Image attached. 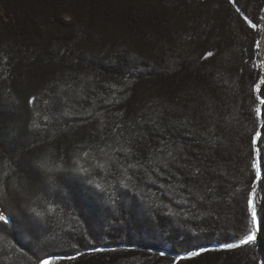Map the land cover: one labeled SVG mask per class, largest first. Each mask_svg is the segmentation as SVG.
Wrapping results in <instances>:
<instances>
[{"label": "trees", "instance_id": "trees-1", "mask_svg": "<svg viewBox=\"0 0 264 264\" xmlns=\"http://www.w3.org/2000/svg\"><path fill=\"white\" fill-rule=\"evenodd\" d=\"M261 17L264 0H0V208L15 213L29 205L42 211L45 199L53 206L59 202L44 234L57 241L44 235L22 240L19 228L0 232V264H35L26 244L41 256L84 253L60 264H259ZM33 96L36 102L28 103ZM22 100L28 122L17 140ZM33 120L41 127L34 128ZM257 147L259 181L253 167ZM46 149L57 163L79 157L92 178L105 184L115 164H136L128 169L129 188L116 191L120 214L113 215L83 179L74 181L67 207L60 196L43 191L32 160ZM119 149L131 151L126 158ZM105 160L107 180L93 167ZM253 190L261 225L256 244L177 259L246 234ZM161 203L180 214L155 207ZM145 204L155 219L148 211L141 215ZM65 212L80 216L83 225L76 227ZM9 242L27 257L13 254Z\"/></svg>", "mask_w": 264, "mask_h": 264}, {"label": "snow or ice", "instance_id": "snow-or-ice-1", "mask_svg": "<svg viewBox=\"0 0 264 264\" xmlns=\"http://www.w3.org/2000/svg\"><path fill=\"white\" fill-rule=\"evenodd\" d=\"M237 11H239V8H237ZM245 21L249 24V26L253 29H257V24L253 23L251 20H249L246 16L244 17ZM262 20H264V17H261ZM260 43L259 41H256V47L259 48ZM208 55H212L211 52L208 53ZM260 84H264V79L260 80ZM260 84H257L255 86V91L260 92ZM36 102V97H31L30 100H28V103L34 104ZM47 103V101L45 102ZM260 103L264 104V98L260 99ZM256 114L258 116L262 115L261 109L256 108L255 109ZM64 115H67V113H63ZM40 114L37 113V116ZM44 121L49 120V117L45 115L43 117ZM34 128H40V123L36 122V120L32 121ZM47 125H45L46 127ZM119 127V126H118ZM12 130L10 129V132ZM17 140L23 139V133L15 134ZM260 138V133L256 134V139ZM256 140H253V143H255ZM0 143H3V137L0 136ZM103 152L104 150L101 149ZM119 151H122L125 153L126 158L128 154L130 153V149H119ZM257 152V160L254 162L253 167L256 171V180L259 181L261 178V165H260V159H259V148L256 149ZM84 157H88L89 153L87 151L84 152ZM107 155V153H105ZM171 155V153H169ZM62 162L57 163L52 159V153L51 149H46L45 151L37 154V157L32 160V164L34 166V171L36 173V180L35 183L42 188L43 191L48 193L49 196L58 195L60 196V200L65 204V206H69L72 203V195H71V189L73 186V183L76 179H83L85 183L88 185L93 186V190L97 196L98 199L102 200L105 205L108 207V209L111 211L113 215H119L121 211V203L117 198L116 191L117 189H128L129 183L126 182L128 180L132 179V176L128 175V169L132 168L135 169L137 167L136 164H128L127 167H125L123 164H115V172L111 173V181L105 183L98 182L94 178H92V169L84 167L80 163L79 157H69L68 160H63L61 158ZM67 165V166H65ZM93 167L97 169L96 172L97 175H102L105 180H107L108 173L110 170V164L108 160H105L104 163L94 162ZM142 168L143 165H140ZM145 171H147L145 169ZM199 171V170H197ZM6 175V173H5ZM135 175V173H133ZM211 190V189H209ZM141 201H144V197H140ZM255 199V191L253 190L251 193V196L247 200V210L251 214V228L246 231V234H244L242 237H240L238 240H234L232 242L225 241L223 243L219 244L218 248H208V247H200L198 250H192L187 253L186 256H178L177 259H190L193 257H196L200 255L202 252L206 251H230L237 248H240L242 246H250L257 243L258 236L257 233L261 231V225L260 220L258 219L257 215V209L254 203ZM183 204H187V200L182 201ZM181 201H177V204H180ZM43 210L39 211L37 210V207H31L29 205H24L20 208L18 212L11 213L8 211V209L0 208V232H8L14 228H19L21 232L24 234L22 236L23 239L28 240H35L39 241L41 236L44 235L49 231L47 228V224L49 223V216L51 214H56L57 208L59 207V202H57L56 206H53L52 202L48 199H45L43 201ZM131 207V205H129ZM156 208H162L166 210L167 212L171 213V207L168 204H158L155 206ZM151 205H144V209L141 211V215H143L144 211H148L150 215H153L151 212ZM63 211V209L61 210ZM84 213L81 212V215ZM172 215H179L180 213H171ZM65 216L69 217L70 221L74 220L76 221V227H79L83 225L84 221L80 219V216L78 215H72L70 213L65 212ZM62 217L59 215L56 216L57 221H59ZM88 218V217H86ZM153 219H155V216L153 215ZM75 230V228H73ZM87 229H85L86 231ZM30 234V235H29ZM44 239L46 241L55 242L57 241V236H47L44 235ZM28 247V250L32 252V254L36 257L35 264H60L62 261H74L77 260L81 255H83V252L76 251L74 254L71 252H47L44 256L39 255L38 251L34 249L31 245H25ZM49 247L54 246L53 244H49ZM74 248H78L77 245H73ZM9 248L14 250L15 252L23 253L25 257H27V253L24 251V248H18L16 244H13L12 242H9ZM93 251H103V249L94 248ZM166 253L161 251L159 253L160 256H164ZM259 264H264V259H262Z\"/></svg>", "mask_w": 264, "mask_h": 264}, {"label": "rangeland", "instance_id": "rangeland-1", "mask_svg": "<svg viewBox=\"0 0 264 264\" xmlns=\"http://www.w3.org/2000/svg\"><path fill=\"white\" fill-rule=\"evenodd\" d=\"M261 50H262V48H261ZM18 107L20 108V110L18 111V116H17L15 124L17 125L18 130L21 133V131L24 132L26 130V127H27L28 118H27L26 112L28 110H27L23 100L19 103Z\"/></svg>", "mask_w": 264, "mask_h": 264}, {"label": "water", "instance_id": "water-1", "mask_svg": "<svg viewBox=\"0 0 264 264\" xmlns=\"http://www.w3.org/2000/svg\"><path fill=\"white\" fill-rule=\"evenodd\" d=\"M263 39H262V61H263V63H264V24H263ZM263 79H264V76H263ZM263 111H262V109H261V113H262ZM261 117H262V115H261ZM257 142H258V139H257ZM258 148V147H257ZM254 203H255V206H256V202H255V199H254ZM258 215V214H257ZM258 219H259V217H258ZM259 233L260 232H258L257 233V236L259 235ZM217 247H219L218 245L217 246H214L213 248H217ZM203 253V252H202ZM187 254H185V255H180L181 257H183V256H186Z\"/></svg>", "mask_w": 264, "mask_h": 264}]
</instances>
